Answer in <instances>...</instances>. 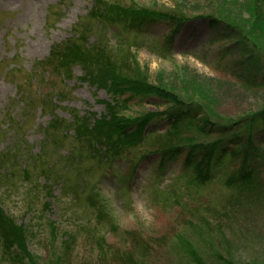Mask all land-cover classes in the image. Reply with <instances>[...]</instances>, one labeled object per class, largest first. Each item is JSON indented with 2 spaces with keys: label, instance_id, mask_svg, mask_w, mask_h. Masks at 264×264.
I'll use <instances>...</instances> for the list:
<instances>
[{
  "label": "rangeland",
  "instance_id": "374dc122",
  "mask_svg": "<svg viewBox=\"0 0 264 264\" xmlns=\"http://www.w3.org/2000/svg\"><path fill=\"white\" fill-rule=\"evenodd\" d=\"M103 1L109 9L111 5L129 8L134 4L160 15L195 16L175 37L171 53L162 49L173 29L168 20L143 28L134 25L131 35L137 38L130 49L120 45L117 28L107 33L108 44L102 42L106 53L119 58L114 68L121 81L174 89L185 100L204 102L201 106L209 111L205 117L212 120H239L262 110L264 88L244 89L215 62L226 43L210 42L229 26L222 21L212 27L199 16L216 13L244 24L245 31L254 25L261 33L264 0L258 2L260 10L256 0ZM94 3L0 0V211L9 230L17 227L26 239V244L19 242L9 249L0 222V264H196L198 259L222 264L221 256L234 264H264V200L257 201L259 228L249 225L253 212L230 210L239 220L231 222L232 213L226 211L231 194L226 182L241 162L232 170L231 160L222 164L214 180L202 185L196 176L188 175L187 155L163 164L164 153L151 152L135 166L138 154L134 152L113 167L102 166L99 159H80L84 182L78 198L67 196L72 183L64 186L43 176L50 163L51 167L61 163V168H65L64 159L72 163L73 148L80 152L78 140L72 136L76 118H101L106 113L104 102L113 100L105 88L83 79L85 72L79 65L67 68L65 74L55 64L46 65V71L37 68L55 46L73 37ZM87 24L88 29H94L92 22ZM96 32L93 30L89 43L99 40ZM260 45L264 51V41ZM256 59L264 71V57L258 54ZM131 95L126 93L121 99ZM204 98L217 105L209 107ZM139 100L125 103L126 116L165 112L169 107L157 96L137 103ZM56 121L72 129L67 135L59 130L49 137L47 130ZM168 123L159 120L150 129L163 134L169 130ZM238 129L247 136L244 125ZM253 134L264 149V126L255 128ZM178 139L175 137L176 142ZM208 139L195 138V143ZM56 141L61 145L58 149L53 146ZM47 147L49 152L43 154ZM69 175L76 181L75 171ZM262 175L264 189V168ZM101 206L105 209L102 221L97 217ZM64 238L72 242L69 251L61 247ZM140 240L148 242L150 251L131 247ZM67 253L70 258L65 260Z\"/></svg>",
  "mask_w": 264,
  "mask_h": 264
},
{
  "label": "trees",
  "instance_id": "16d2710c",
  "mask_svg": "<svg viewBox=\"0 0 264 264\" xmlns=\"http://www.w3.org/2000/svg\"><path fill=\"white\" fill-rule=\"evenodd\" d=\"M258 2L259 0H256L255 5L260 10ZM94 4L93 10L86 20L92 22L95 35L98 31L99 40L89 43V37L93 35V30L88 29V22L85 20L73 37L55 46L50 57L37 68L45 70L46 65L55 64L57 70L65 74L67 68L79 65L85 72L83 79L94 86L99 85L105 88L112 95L113 100L112 102H104L106 113L101 118L77 117L73 129L72 126H67V124L63 126L60 121H56L49 126L47 134L52 138L59 130L67 135L72 129L74 132L72 136L78 140L80 152L73 150V148L70 152L72 163L64 159L65 166L63 167L65 168L59 167L61 163L53 165V167L50 163V166H48L49 171L47 172L44 169L43 176L49 177L51 180L54 179L58 183H63L64 186L72 183L73 188L69 189L68 187L67 196L73 195L78 198L81 191H83L81 183L84 182L82 171L84 169L83 164L79 163L80 159L85 161L86 159L94 161L99 159L102 166L113 167L117 161L124 160L134 152L138 154L136 156L137 160L133 161L135 166L146 159L151 152L164 153L163 164L181 155H187L186 168L189 170L188 175L193 178L196 176L195 178L202 185L209 184L214 180L215 173L222 164L231 160L229 168L232 170L237 168L239 162H241V167L234 170L226 182V187L231 191L227 199L228 207L226 211L232 213L230 210L239 211L244 209L253 212V219L249 225L254 224L259 228L261 224L260 214L258 213L260 203L257 201L258 199L264 200V189L260 177L263 176L264 149H262L263 146L257 145L253 130L264 126V105L259 112L246 115L239 120H235L233 117H230L231 120L229 121L218 120L216 117L212 120L210 117H205L207 109L205 110L201 106V103L206 105L204 102L200 103L199 101L198 103V101L185 100L180 94L176 95L174 89L157 86L158 89L144 84H141V86L140 84L121 81L114 68L119 62V58H116L114 54L106 53V44L102 42L104 39L108 44L107 36L105 37L107 33L114 30L113 28H117L118 31H115L116 38L120 45L130 49L136 43L137 38L131 35L134 25L136 28H143L168 20L172 23L173 29L165 37V46L162 49L163 53H171L175 37L182 27L188 23L187 21L195 18V16L160 15L155 10L141 8L139 5L134 4H131L129 8L122 7L120 4L111 5L109 9L103 0H95ZM253 12L255 13V10ZM199 17H204V19L210 21L212 27L221 24L223 21L230 28L224 33H217L210 42L211 44L226 43V47L221 49V55H217L215 59L218 67L228 76L236 79L244 89L264 88V71L259 69L263 66L262 64L259 65V60L256 59L258 54L264 57L263 47L260 45L264 41V31L258 33L259 29L254 25L245 31L242 28L244 22L241 21L243 24L241 25L240 22L234 19L229 20L216 13ZM263 28L264 25H262ZM40 80L43 81L44 79L41 78ZM147 82L149 80H146ZM126 93L132 95L122 100L121 97ZM27 95L30 96L29 92ZM151 96L159 97L163 103L169 105L168 109L165 112L152 113L144 111L138 116H126L125 103L134 99H140L137 103H142ZM201 100L203 99L201 98ZM206 102L211 108L212 105H217L208 100ZM159 120H168L169 122V130L163 134H157L154 129H150V126ZM242 125L245 129H248L247 136L242 135L243 133L238 129ZM175 137L179 138L177 142ZM199 137L203 140L209 139L195 143V138ZM190 138H192L191 141L185 143V140L188 141ZM57 143L56 141L53 146L58 149L61 145H57ZM235 146L238 147L235 148ZM49 150L50 148L47 147L43 154L49 152ZM5 155L8 158V155ZM71 170L78 174L76 181H72L73 178L70 175L67 177L68 172ZM62 173L65 175L63 176ZM88 201L92 202V199L88 197ZM94 202L96 203L95 200ZM99 211L100 215H97V217L102 221L105 214L104 207L101 206ZM235 214L232 213L233 220L231 222L239 221L235 218ZM0 222L10 244L9 249L19 246V242L26 244L23 232H19L17 227L12 226L11 231L9 230L2 210L0 211ZM13 231L16 233H12ZM256 243L254 242L253 245H256ZM128 244L130 243L128 242ZM63 245L61 247L64 251H69L72 248L70 238H64ZM130 245L133 249L139 246L145 248L146 252L150 251L148 242L145 243L144 240H140L138 245H136V242H134V245ZM220 245H223V243ZM191 254L194 255V252ZM65 257V260L70 258L69 253ZM220 260L223 261L222 264H234L233 261L222 256ZM196 264H206V262L198 259Z\"/></svg>",
  "mask_w": 264,
  "mask_h": 264
}]
</instances>
